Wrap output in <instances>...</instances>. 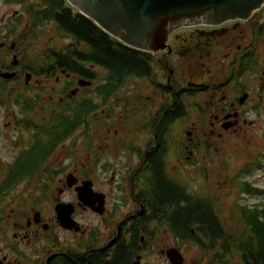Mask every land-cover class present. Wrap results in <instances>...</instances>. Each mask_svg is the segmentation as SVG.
<instances>
[{"label": "flooded vegetation", "instance_id": "af4514ba", "mask_svg": "<svg viewBox=\"0 0 264 264\" xmlns=\"http://www.w3.org/2000/svg\"><path fill=\"white\" fill-rule=\"evenodd\" d=\"M262 7L247 19L198 23L173 31L165 48L148 52L149 74L128 77L122 84L113 86L107 99L105 90L111 87L104 85L103 75L97 81L68 74V83L62 89L68 90L66 99H91L97 105L91 114L103 122L107 141L99 143L94 156L96 161H88L87 170L77 176L68 171L71 157L67 149L64 166H55L54 159L48 161V167L54 170L48 173L53 178L49 189L25 186L21 181L6 190L4 197L8 203L0 211V264H133L135 261L137 264H172L167 254L170 248L179 250L183 264H188L185 249L205 237L194 226L188 228L186 235L178 224L164 219V215L158 213L163 205L152 204V189L166 187L175 195L183 190L185 194L199 195L188 185L191 183L188 178L193 174L219 182L220 174L229 171L222 155L228 141L226 132L244 137V132L248 131L246 126L254 123L248 116L264 115V60L260 63L258 59V49L264 44ZM22 15L15 11L8 16L0 41L3 49L0 64L4 61L7 66L0 71L15 72V76L3 78L7 82H0V89L4 87L8 89L4 93L16 96V100L1 103L0 108L8 110V105L13 106L12 121L7 126L18 132L11 146H21L5 166L23 161L28 146L24 147L21 142L25 139L31 144L30 126L33 131L40 127L42 77L19 68V53L25 40L22 35L29 26L28 17L23 23ZM13 56L17 57L15 63ZM171 57L179 59L176 65ZM191 60L196 64L190 70L194 74L184 77L183 67L188 73L190 67L186 63ZM202 68L205 72L199 75ZM43 78L57 81L56 77ZM82 79L90 83L80 85ZM141 80L149 85L146 93L138 89ZM127 89L130 91L125 94ZM78 93L81 96L76 97ZM192 105L196 113L186 129L184 123ZM104 119L110 121L104 123ZM90 128L91 124L81 125L65 140L67 145L77 131L86 143L90 141ZM245 141L250 143L251 140ZM262 152L264 160V150ZM218 158L223 159L218 167L221 172L215 168ZM258 159L245 162L233 176L225 177L226 187L230 189L235 184L239 195H250L248 165ZM95 170L100 187H96L93 179ZM1 172L2 176L6 173L4 168ZM70 174L76 179L72 186L68 185ZM85 181L91 182L99 201L92 203L94 196L86 200L88 203L78 199L76 187ZM70 190L73 196L68 199ZM44 191L47 194H43ZM211 191L210 197L216 201L218 195L214 189ZM237 201L234 205L237 211L246 207ZM60 203L64 204L67 215L68 204L72 205L70 216L75 227L65 228L60 224L55 210ZM212 206L210 264H219L217 243L231 237L225 236L228 229L221 213L217 212V205ZM168 240L170 245L164 246ZM193 264L204 263L196 255Z\"/></svg>", "mask_w": 264, "mask_h": 264}, {"label": "trees", "instance_id": "16d2710c", "mask_svg": "<svg viewBox=\"0 0 264 264\" xmlns=\"http://www.w3.org/2000/svg\"><path fill=\"white\" fill-rule=\"evenodd\" d=\"M4 1L23 7L29 24L23 35L25 41L41 36L45 30L44 26L48 23L54 26L57 35L69 39L61 46H47L38 52L25 50L19 58V68L23 72L28 71L33 76L42 78L69 74L98 81L102 71L106 79L104 85L111 87L105 90L106 99L113 91V86L122 84L128 77H145L149 74L151 57L148 52L124 45L71 7L66 0ZM6 68L4 61H1L0 70ZM0 82L7 81L0 78ZM5 91L8 89H0V104L16 100V96L4 93ZM29 109L32 110V106H29ZM96 109L97 105L91 99H58L42 109L40 127L33 131V126H30L31 144H25L28 147H25L23 161H15L3 167L6 173L0 178V202L6 190L16 187L21 181H24L25 186L30 185L40 190L49 189L53 178H50L48 173L54 171L48 167L50 156L81 125L91 124V112ZM25 125L27 127L28 122ZM249 163V175L261 166L258 160ZM55 171L60 172L58 167ZM165 188L152 189V204L163 205L158 213L164 215V219L178 224L186 235L190 226L198 228L205 240L199 239L193 244L202 254L199 260L210 264L212 243L209 225L213 223L212 205H218L219 199L213 201L207 194H185L184 190L183 193L179 191V194L175 195L172 190ZM248 193L259 196L261 201L253 207H243L236 212L237 216L231 219L232 230L228 229L225 234L231 237L230 240L217 243L216 258L219 264H264V189L249 184ZM43 194L47 192L44 191ZM153 211L156 212L155 209ZM216 225L218 226L217 222Z\"/></svg>", "mask_w": 264, "mask_h": 264}, {"label": "rangeland", "instance_id": "374dc122", "mask_svg": "<svg viewBox=\"0 0 264 264\" xmlns=\"http://www.w3.org/2000/svg\"><path fill=\"white\" fill-rule=\"evenodd\" d=\"M22 13V20L23 23L26 22L25 19H27V15L24 12V9L19 4L9 3L5 2L4 0H0V41L2 40V35L4 34V24L5 20L8 18V16H11L14 12ZM263 22V31H264V7L262 10V20ZM45 30L43 31L42 35L36 38L35 40H28L25 41L26 44H23L22 49L19 53V58H21L23 52H30L32 50H35L36 52L41 51L47 46H61L64 43H67L69 41L68 38H63L59 35H57V32L54 29V26L51 23H48L44 26ZM43 27V28H44ZM178 31V30H175ZM23 37V35H22ZM26 50V51H25ZM3 49L0 48V55L2 54ZM188 57H190L188 55ZM258 59L260 60V63L264 60V44L260 46L258 49ZM11 60V58H10ZM170 60L174 65L178 63L179 59L171 57ZM185 61V59H183ZM209 60V59H207ZM8 62V61H7ZM213 62V60H212ZM172 64V65H173ZM188 67H190L189 72L187 73L186 67L184 66V77H188L189 75H192L194 73H190V70L193 66L196 64L192 63H186ZM208 63H206L205 68L207 67ZM205 68H202L200 70L199 75H202L201 72H205ZM100 74L103 75V72L100 71ZM55 78L49 79L48 81L43 80L44 78H41V83L43 85V92H41V98L42 103L40 107V115L46 106L49 104L52 105V103H55L58 101V99L61 101V99H66L68 90H62L65 85L68 83V76H64L63 74H59L58 76H55ZM253 79V78H252ZM66 80V83H65ZM138 89L146 93L148 92L149 85L146 81H139L138 83ZM129 89L124 91L125 94L129 93ZM87 93V90L84 91V94ZM13 96V95H12ZM81 96V94H77L76 97ZM75 97V98H76ZM111 102L113 99L110 100ZM3 105H0L2 107ZM6 107V106H4ZM8 110H4L0 108V172L3 170V166L6 165V162L11 160V157L17 152V150L20 147L18 145H12L11 146V140L15 138L18 134L16 131H12L11 126H7L12 121V113L14 111L13 106L12 107H6ZM196 113V107L195 105L191 106V111H189V114L187 113V118L185 120L184 126L185 128L189 129V126L191 125V122L193 121L194 115ZM94 116L91 118V136L90 141L87 143L84 141L83 137L80 136L79 131L76 132V135H74L70 140L67 142L65 141L64 144H62L58 150H56L49 158V161L51 159H54L55 166H64L65 165V155L66 151L68 149V157L70 156L71 159H68V166L70 168L68 171L72 172L75 176L79 174L82 170H87V162L90 161L95 162V155H97L98 152V145L99 143H103V141H107L108 135L105 134V127L102 125L100 120L94 119ZM248 119L253 120L254 123L252 125L248 124L246 126V129L248 128V131L244 132L245 136L241 137V134L239 136H234L233 133L231 135L226 132L228 141L226 142V146H223V156L224 161H226L229 165V171L228 172H222L219 176V182L215 181L214 178L209 179V177H202L193 174V177L188 178V182L191 181V183H188L191 190L197 194L200 195H211V190L214 189L217 193V198H219V204L217 205V212H220L221 218H223V223L226 225V228L229 230H232V221L233 217L237 216V209L234 208V205L237 202L243 203L245 206L253 207L257 203L261 201V198L259 196H253V195H239L238 186L233 184L230 189H228L224 183L225 177H229V175L232 174V176L235 174L236 171L239 170L240 167L245 162L252 161V159H258V161L261 163V166L257 167L251 175L247 177L249 183L254 186L261 189H264V160L263 158V152L264 150V115L256 116V115H249ZM109 120L104 119V123H108ZM110 123H114V121H111ZM118 129L121 130V127L118 126ZM263 134V139L261 138ZM19 137L22 139L21 135ZM76 140V143H73V141ZM251 140L250 143L246 142L245 140ZM21 142V141H20ZM90 142V144H89ZM22 145L27 143V140H22ZM202 154V151L201 153ZM208 155V154H207ZM223 161L222 158H218V162L215 164V168L217 171H220L218 169L219 163ZM206 167H209V164L206 163ZM187 168V167H186ZM92 170H94V164H92ZM192 169H189L186 171H191ZM208 171V169H207ZM221 172V171H220ZM97 171L95 170V173H93V179L96 182V187H100L99 180L97 181L96 176ZM2 176V172L0 175V178ZM218 178V177H217ZM217 183V185H215ZM20 187V186H19ZM11 194V193H9ZM8 195V193H7ZM73 191H68V199L72 198ZM63 197V196H62ZM8 203V200L6 197H3L0 202V211H2V207ZM11 203V202H10ZM13 204V203H12ZM9 210V208H8ZM164 246L170 245V240L163 243ZM194 245V244H192ZM189 245L185 249V252L187 257L189 258L188 264H193L196 255H199V258L202 256L199 248L197 249L195 246Z\"/></svg>", "mask_w": 264, "mask_h": 264}, {"label": "water", "instance_id": "95a60500", "mask_svg": "<svg viewBox=\"0 0 264 264\" xmlns=\"http://www.w3.org/2000/svg\"><path fill=\"white\" fill-rule=\"evenodd\" d=\"M71 7L91 19L103 31L133 49L156 52L165 48L168 37L182 26L198 23L214 24L225 19H247L253 11L264 7V0H66ZM263 3V4H262ZM262 7V8H263ZM17 61L13 56V63ZM15 72L1 71V78H11ZM89 81L79 80L80 85ZM75 177L68 176V185L75 184ZM78 199L85 203L94 196L85 181L76 187ZM97 199V200H96ZM65 213L64 204L56 205L60 224L75 227L71 219V204ZM68 216V217H67ZM172 264H183V256L176 248L167 252ZM133 264H137L135 261Z\"/></svg>", "mask_w": 264, "mask_h": 264}]
</instances>
